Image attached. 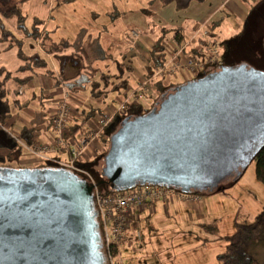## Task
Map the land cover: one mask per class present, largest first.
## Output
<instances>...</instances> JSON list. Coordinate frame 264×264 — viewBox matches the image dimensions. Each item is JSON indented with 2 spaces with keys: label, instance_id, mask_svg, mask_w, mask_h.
Here are the masks:
<instances>
[{
  "label": "water",
  "instance_id": "1",
  "mask_svg": "<svg viewBox=\"0 0 264 264\" xmlns=\"http://www.w3.org/2000/svg\"><path fill=\"white\" fill-rule=\"evenodd\" d=\"M264 148V71L223 65L127 117L102 176L114 191L187 194L238 182ZM93 186L65 168L0 166V264H106Z\"/></svg>",
  "mask_w": 264,
  "mask_h": 264
},
{
  "label": "rangeland",
  "instance_id": "2",
  "mask_svg": "<svg viewBox=\"0 0 264 264\" xmlns=\"http://www.w3.org/2000/svg\"><path fill=\"white\" fill-rule=\"evenodd\" d=\"M220 5H223V8L213 15L215 16L213 22L216 24L211 27V34L217 40L223 65L239 66L245 64L254 70L264 71V0H192L186 9H178L174 3L162 4L158 0H55L51 11L48 9L47 0H28L21 6L22 13L26 18L25 27L30 30L34 19L48 20V13H50L53 17H57L52 26L58 25L57 30H53L52 38L56 40L60 37L64 38L66 39L65 43L69 46L60 52L62 54H58V58L52 59L51 57L55 63L53 67L51 66L50 56L40 51L39 45L35 43L32 37L17 29L14 19L5 20L4 26L11 33V38L1 41L0 34V73L2 68L15 76L23 73L24 71L18 73L17 70L21 63L25 61L24 57L36 56L46 60L47 67L45 69L33 66L32 69H26L31 70L27 72L30 74L43 73L48 70L53 71L55 66L62 68L67 60L79 61L82 66L73 68L72 73L79 75L78 79L83 88L80 91L71 92L69 103L79 107L77 99L80 98L85 102L83 108L88 113L90 107L93 109L95 115L89 118L85 124L84 129L86 130L93 121H96L100 111L109 107L116 110L122 103L118 101L120 100L118 92H111L105 99L93 97L91 94L93 90L91 88L92 82H99L102 89L107 82L100 79V76L104 73L102 72L104 67H107L105 65L110 63L109 67L114 70L109 71V73L118 75L120 77L118 80H127L126 86L128 88L134 87L139 79L136 71H145L142 58L134 55L131 47L122 52L121 47L127 46L122 44L126 41L124 35L126 31L134 30L140 33L141 40L146 43L147 48L145 51L147 52L151 48L152 41L159 38L164 30L166 31L164 41L169 44L172 41L173 29L180 26L184 34L188 33L189 27H192L202 15L206 16L210 12L213 14ZM103 9L109 11L108 16L104 19V21H108L106 24L101 20H96L91 14L92 11ZM241 12H244L246 16H241ZM113 19L116 20L115 24L113 27L107 28L108 23L112 22ZM42 27L45 28L44 25ZM101 28L103 32L99 33L98 31ZM97 43L100 47L96 46ZM9 45L13 47L6 51L5 48ZM101 50L105 52L103 53ZM119 51L126 55L127 60H131L129 65H132L135 70L120 68L119 64L123 57L120 58ZM148 64L149 69L150 67L152 69L153 64L150 61ZM57 69L55 68V71ZM170 78L172 82L169 81ZM194 78L196 77L188 72L177 71L173 76L156 79L157 81L164 79V92L156 94L157 92L151 89L153 82L150 87L148 84L149 92L147 91L138 102H144L142 106L151 110L166 92L172 91L180 83L183 84L185 81ZM2 79L3 76L0 80ZM118 80L113 78L110 87L116 85ZM146 80L144 79L140 84ZM89 81L90 83H87ZM16 86L13 79H10L5 85L6 95H2L0 91V111L5 110L12 115L10 119L8 118L9 120L4 119L1 122L0 128L9 134L20 135V131L23 130L20 119L35 125L38 121L36 120L37 116L40 117L38 124L34 126L35 132L40 131V126L49 128L53 110L57 101L61 98L60 93L40 94V91L36 88L37 85L32 90L30 86L33 85L30 84L26 86V93L23 96H16L13 93ZM119 91H121V95L125 92L124 89ZM131 91H127L126 94ZM32 92L35 93V99L31 97ZM16 100L27 103V110L22 111L20 108H15L14 102ZM129 110L127 109L125 116L134 114ZM124 115L118 116L121 121L125 117ZM82 120L83 118L75 122L79 124ZM118 124L120 123H116L112 127L111 132L114 133L119 126ZM103 132L104 130L100 132L101 137L95 141L101 143L99 160L92 169L90 167L91 175L94 174L93 177L95 176L96 181L102 175L101 168L104 165V156L108 150L107 142L109 143L111 136L104 135ZM78 135V137L82 136ZM3 142L11 143L7 135L0 131V144ZM19 152L20 160H29L33 157L24 150ZM94 161L96 160L93 156L84 164H93ZM37 166L38 163L34 162L15 163L12 168L33 170L37 169ZM238 182H243L256 196L258 195L257 197L261 201H264V186L255 178L254 163L247 167ZM222 187L226 186L222 185ZM231 205L235 206L230 202L229 206ZM244 214L239 216V221L248 224L249 222H243L247 221L243 220ZM173 219L165 220V224L161 223L157 229L159 231H156L155 234H153L148 224L143 222L139 230L141 241L137 245H133L131 251L122 250L123 264H201L203 263L201 260L213 257L214 248L216 247L204 251L198 247V244L196 246V243L199 240L210 239L214 236L216 234L214 226L209 225L207 226L208 229L194 227L188 230L185 228L186 224H181L178 217ZM128 247L130 246L128 245ZM250 253L259 264H264V239L253 245L250 248Z\"/></svg>",
  "mask_w": 264,
  "mask_h": 264
},
{
  "label": "crops",
  "instance_id": "3",
  "mask_svg": "<svg viewBox=\"0 0 264 264\" xmlns=\"http://www.w3.org/2000/svg\"><path fill=\"white\" fill-rule=\"evenodd\" d=\"M54 1L55 0H47V4L49 5L48 9L50 11L53 8ZM68 1H70V0H68ZM210 13H208L206 16L202 15L196 21V23H194V25L192 27H189L188 33H186V34L183 33L180 26L178 27V30L181 32L182 38L184 39L182 44L185 43L188 40V38L192 35L194 30L198 26L199 21L202 20V18L204 16H205L204 18H206ZM91 14L96 20L98 19V20L103 21L104 24H106L108 22V21H104L105 17L108 16V14H109V11H106L105 9L99 10V11H92ZM242 15L246 16V14H244V12H241V16ZM48 16H49L48 20H46V21L37 19V20L42 22L38 26L39 29L41 30V36L47 37L46 43H48V44H51V43L59 44L61 42L65 43L66 39H64V38L60 37V39H58V40L52 38L53 30H57V28H58V25L52 26L53 22L56 20L57 17H53L52 15H50V13H48ZM34 20H36V19H34ZM34 20H33V22H34ZM115 22H116V20L113 19L112 22L108 23L107 28H109L110 26L113 27ZM213 23L216 24L215 22H213ZM43 25L45 26V28L42 27ZM131 31H133V30H128L124 34L126 41L122 42V44L123 45L126 44L127 46L121 47L123 49L122 52H125V50L128 47H131L133 54L138 55L139 57L142 58L145 71H142V72H141V70L136 71L139 79H138L137 83L134 85V87L128 88L126 86V83H127L126 82L122 88L120 86L122 84V81H124V80H118L120 78L118 75L109 73V71H113L114 69L109 67L110 63H108L107 65H105L107 67H104V71H102V72H104L103 74H108V75L115 77V79H117L118 82L116 85H113L112 87H110V84L113 81V79H112L110 84H109V87H108V92H105L103 94V96L100 97V99L107 98L111 92H118L120 95L119 96L120 100H118V101H119V103H121L124 100V96L126 95V92L137 88L138 85H140V82L143 81L144 79H148L150 76V73L152 72V69H151V67L149 69V64H148V62L150 61V58H151L150 50L152 49L154 43L156 42V40L158 38L155 39L154 41H152L153 43H151V48H149V50L146 52L145 51V49L147 48L146 43L143 42L141 40V38L138 40H133L130 36ZM98 32L102 33L103 29L101 28ZM96 46L100 47V45L98 43L96 44ZM101 51L103 53L105 52L103 50H101ZM187 53L191 56H196V47H194V46L189 47V50ZM118 54H119L120 58L123 57V58H121V62L119 64L120 68H122V69L129 68V70H135V68L132 65H129L131 63V60H129V59L127 60L126 55L121 53V51H119ZM52 59L50 56L51 66L54 67L55 63ZM126 61H127V63H125ZM22 64L23 63H21L20 66H22ZM81 66L82 65L80 64L79 61L67 60L62 68H58L55 66L56 69L58 68L56 71H55V68H53L54 77H51L48 74V71H45L43 73H36V74L32 73V74H30L27 72L31 71V70H22V71H24L23 73L16 75V76H18L17 77L18 79L22 80V83L18 84L12 78L14 83L17 85L15 91L18 90V93H15V91L13 93L16 96H23L26 93V86H29L30 84H32L34 87L30 86L31 89L33 90V88H35V85H37L36 88L40 91V94L59 92L60 96H62V94L64 92H67L71 95L72 91H75V92L80 91L83 88V85L80 84L81 82L78 79L79 75H77L76 73H72L73 68H79ZM3 69H4L3 70V76H4L7 74L8 71L5 68H3ZM22 71H20V72H22ZM53 71H51V72H53ZM118 71H120V70H118ZM207 71L209 72L210 69H207ZM1 77H2V75H0V79H1ZM28 78H30V79H28ZM66 78H67V80H66ZM163 80L164 79H160V81H163ZM170 80H171V78L169 79V81ZM2 81L3 80H0V82H2ZM120 82H121V84L119 85ZM153 82H154V84L152 85ZM158 82H159V80L158 81L155 80V81H151L149 83V87L152 85L151 89L152 90L154 89V91L157 92L156 94L159 93L160 90L158 91V88L161 87L160 85L157 84ZM171 82H172V80H171ZM186 82L187 81H185V83ZM87 83H90V81ZM155 83L157 84V86ZM164 83L165 82L163 81V83L161 84L162 90L165 89ZM180 84H182V83H180ZM5 85L0 84V91L3 88H5ZM120 89L125 90L124 94L121 95V91H119ZM2 91H3V93L6 92V90L5 91L2 90ZM31 97L33 99L36 98L34 92H32ZM77 101H78L79 107H76L71 103L72 104L71 106H72L73 111H74V116H73L74 120H72L73 122L78 120V119L84 118L88 115L92 116V117L95 115V113H93V109L91 107L89 109V111H90L89 113L85 108H83L85 102L82 99L79 98V99H77ZM145 102H147V101H145ZM142 104H144V102H142V101L135 102L133 100H130L128 105H127V109L129 107H131L132 112H136L135 110L138 111L139 109H144V108L146 109V107H143ZM27 105H28L27 103H22L18 100H16L14 102V107L20 108V109H22V111L27 110ZM111 111H113V108L109 107L106 110L100 111V113H98V114L100 116L104 113H109ZM11 117H12V115H10V113H9L8 117H6L4 119H8V118L10 119ZM39 117L40 116L36 117V120H38L36 124H38V122H39ZM20 122H21V124H20L21 128H23V130L20 131V135H15L12 133L9 134L0 128V131L4 132L5 135H7V137L11 141V143L10 142H3L0 144V159H3L4 161H6L5 162L6 166L12 167V165L15 163L23 164V163L34 162V163H38L37 167H39L41 164H44V163L54 165L53 161H55V160H59L63 163L68 161L69 152L66 149H64V147H62L60 150H55V152H51L50 154H48L47 160H45V161H40V160H38L32 156H31L32 158L29 160H20L19 159V156H20L19 151L20 150H24L27 153H29L24 146L29 147V146H32L34 143L45 144V143H49L50 141H52L53 139L56 138V135L51 131L50 126H49V128H45V126H40L39 127L40 131L35 132L34 126L36 124L33 125L29 122H24L23 119H20ZM94 123H95V121L92 122L91 126H89L85 130V132L89 133V131L91 129H93L92 127H94ZM104 132H105V130H104ZM78 136L79 135L77 134L75 139L78 140L79 138L82 137V136L81 137H78ZM14 138H16V139H14ZM68 138L69 137H67V140H63L64 144H67ZM100 149H101V143L94 142L92 144V146L86 150V153H83V163L85 161L88 162V160L93 156H94L95 160H98L100 157L99 156V153H100L99 150ZM257 196L245 184H243V182H238L237 184H235V185H233V186H231L225 190H222V191L221 190H214V191H211V192H208L205 194H201L199 201L196 203H184V202L179 201V200H174L172 203H169V204H165L162 202H155L153 204H148L147 206H144V207L134 208L128 212L127 217H128L129 226L125 232V243L123 245L122 250L126 249L125 251H131L132 246L137 245V243H139L141 241V234H140L139 230H140V227H141L143 222H146L148 224V226L150 227L151 231L153 232V234H155L156 231H159V230H157L158 226H160L161 223L165 224V220L173 219L174 217H178L180 219V223L186 224L185 228L188 230L192 229L194 227L199 228V229L200 228L208 229L207 226H209V225L214 226L216 228V231H215L216 234L214 236H212L210 239L199 240L196 243V246L198 244V247L204 251L206 249L208 250V249H211L212 247H216V248H214L215 252L213 254V257L211 256V258H209L207 260H205V259L201 260L203 262L201 264H221L218 261L217 257L219 254L224 252V250L226 249V246H227V243L222 238H224L228 235H231L234 232L235 225L237 223L241 222V221H239L240 220L239 216L245 213L243 215V220L245 219L247 221H243V222L251 223L253 221V219L255 218V216L258 215L264 209V201H261L259 199V197H257ZM228 201L232 202L235 206H238V207H235L233 205L229 206L230 202H228ZM153 221H154V223H153ZM158 223H159V225H158ZM230 226H231V229H230ZM182 229H183V227H182ZM209 230L211 231V229H209ZM138 233L140 234L139 241L137 239ZM128 245L130 247L127 248ZM121 258H122V256H121Z\"/></svg>",
  "mask_w": 264,
  "mask_h": 264
},
{
  "label": "built area",
  "instance_id": "4",
  "mask_svg": "<svg viewBox=\"0 0 264 264\" xmlns=\"http://www.w3.org/2000/svg\"><path fill=\"white\" fill-rule=\"evenodd\" d=\"M222 8L223 5L219 6L213 14L211 12L199 22L185 43L178 45L175 40H172L168 44L166 41L164 43V52L167 57L166 62L158 68H152L150 77L136 89L126 94L124 100L116 110L100 115L87 136L70 142L71 158L68 162L53 161L55 167L65 168L93 186L94 205L99 219L102 250L106 264H123L121 252L125 243V232L129 226L127 216L130 210L155 202L169 204L174 200H179L184 203H196L199 201L200 195L182 193L164 186H138L123 192L104 195L100 191L95 178L81 166L83 153H86V150L101 137L100 132L102 130L107 128L118 116L127 113V105L130 100L138 102L144 97V94L148 91V84L151 81L173 76L177 71L188 72L197 78L199 74L207 71V69L213 71L222 66L223 63L218 43L211 34V23L215 17L213 15L221 11ZM130 36L133 40L141 38V34L134 30L130 32ZM191 46L196 47V56H191L187 53ZM69 99L70 94L64 92L53 110L50 126L56 138L49 143H34L29 147L24 146L34 158L45 161L48 154L67 146L63 142L64 134L67 125L74 116ZM137 239L138 241L140 239L139 233L137 234Z\"/></svg>",
  "mask_w": 264,
  "mask_h": 264
},
{
  "label": "trees",
  "instance_id": "5",
  "mask_svg": "<svg viewBox=\"0 0 264 264\" xmlns=\"http://www.w3.org/2000/svg\"><path fill=\"white\" fill-rule=\"evenodd\" d=\"M27 1L28 0H0L1 41H6L9 38H11V33H9L6 30V28L4 26V21L14 19L16 21L17 29L21 30L22 32L26 33L28 36L32 37L34 39L35 43H37L39 45V49L41 52L45 53L47 56H51L52 58H58V54H62L60 52H62L64 49L68 48L69 45H67L64 42H61L59 44H53V43L48 44V43H46L47 37L41 36V30L38 27L42 22L37 20V19L34 20L33 26L30 30L25 27L24 24H25L26 18L22 13L21 6H22V4H24ZM158 1L162 4L174 3L178 9H186L190 5V2L192 0H158ZM214 25L215 24L212 22L211 27ZM173 32L174 33H173L172 40H175L178 45H181L182 42L184 41V39L182 38L181 32L178 30V28L173 29ZM165 33H166V31L164 30V33H161L160 37L156 40L152 49L150 50V55H151L150 61L153 64L152 65L153 68H158V67L162 66L167 60L166 54L164 52ZM12 47H13L12 45H9L5 48V50L7 51V50L11 49ZM24 58H25V61L23 62L24 65H22L18 68V70H17L18 73L22 70H26L27 68L32 69V66L35 68H44V69L47 67L46 60L43 58L36 57V56L35 57H24ZM219 69L220 68H217V69H215L213 71H209V72L204 71L202 73V75L199 74V76L200 77L205 76L206 74H208L210 72H215ZM3 70L4 69L2 68L1 73H0V75H2V76H3ZM48 74L51 77H54V71L51 72L48 70ZM17 77L18 76H14L10 72H7V74L3 76V79H2L3 81L0 82V84L5 85L12 78L18 84L22 83V80L18 79ZM113 78H115V77L108 75V74H102L100 76V79H104L107 81L103 89L101 88L99 82H97V83L92 82L91 83V88L93 89L91 91L92 96L100 98L103 96V94L105 92H108L109 84ZM28 79H30V78H28ZM126 82H127L126 80L122 81V84L120 82L119 83V85L121 84L120 87L123 88V86L125 85ZM157 84L161 86L160 88H158V91L160 90L159 94H161L162 92H164V90H162V85H161L162 81H159ZM157 84H156V86H157ZM2 90L5 91L6 89L3 88ZM2 90H1L2 95H6V92L3 93ZM15 93H18V90H16ZM0 102H1V100H0ZM128 109L131 110V107H129ZM135 111L136 112H134L133 115L129 114V115L123 117L122 120L127 118V117H132V116L135 117V116L143 115L146 112H148L149 109L144 108V109H139L138 111L137 110H135ZM8 115H9V112H7L5 110L0 111V124L4 120V118L8 117ZM91 117L92 116H89V115L84 117L82 122L79 124L76 123L75 121H74L75 122L74 123L72 121L73 120L72 119L70 122L71 124L69 123L67 125L66 132L64 134V140H67V137H69V138L67 141V146L64 147V149H66L69 152L68 161L71 158L70 149H69L70 148V142H74L77 140V139H75L77 134L82 135V137H85L89 134V133L85 132L84 126L87 123V121L89 120V118H91ZM120 119H121L120 117L116 118L105 129L104 135L105 134L109 135V136L112 135V133H113V132H111L113 129L112 127L115 126L116 123H121ZM51 131H52V129H51ZM108 145H109V143L107 142V146ZM98 160L92 162L93 164H91V163L90 164H84L83 162H81L82 163L81 166L85 170L90 172V167L92 169V167L97 164ZM5 162L6 161H4L3 159H0V166L11 167V166H6ZM252 163L255 164V178H256V180L264 186V148L256 156V158L254 159V161ZM38 168H56V167L52 164L44 163V164H41ZM96 183H97L100 191L104 195H110V194L116 193V191L113 190L112 186L107 183V180H105V178L102 175L97 179ZM235 184H237V182L232 183L231 180H228L225 183L226 187L221 186L219 188V190H221V191L225 190V189H227V188H229ZM97 222L99 224L98 217H97ZM222 239L227 243V246H226V249L224 250V252L219 254L217 257L218 261L221 264H259L257 262V260L255 259V257H253L251 255L250 248L253 245H255L256 243H259L260 241H262L264 239V209L258 215L255 216V218L253 219V221L251 223H248V224L237 223L235 225L234 232L231 235H228Z\"/></svg>",
  "mask_w": 264,
  "mask_h": 264
},
{
  "label": "bare ground",
  "instance_id": "6",
  "mask_svg": "<svg viewBox=\"0 0 264 264\" xmlns=\"http://www.w3.org/2000/svg\"><path fill=\"white\" fill-rule=\"evenodd\" d=\"M215 40H216V39H215ZM216 41H217V40H216ZM105 129H106V128H105ZM105 129H104V130H105ZM90 131H91V130H90ZM90 131H89V132H90ZM103 134H104V132H103ZM14 139H16V138H14ZM79 139H80V138H79ZM79 139H78V140H79ZM76 141H77V140H76Z\"/></svg>",
  "mask_w": 264,
  "mask_h": 264
},
{
  "label": "clouds",
  "instance_id": "7",
  "mask_svg": "<svg viewBox=\"0 0 264 264\" xmlns=\"http://www.w3.org/2000/svg\"><path fill=\"white\" fill-rule=\"evenodd\" d=\"M213 21V20H212ZM223 66V65H222ZM201 196V195H200Z\"/></svg>",
  "mask_w": 264,
  "mask_h": 264
}]
</instances>
